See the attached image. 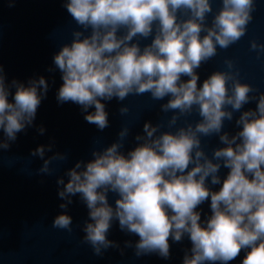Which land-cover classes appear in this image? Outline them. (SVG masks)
Listing matches in <instances>:
<instances>
[{"label": "clouds", "instance_id": "clouds-1", "mask_svg": "<svg viewBox=\"0 0 264 264\" xmlns=\"http://www.w3.org/2000/svg\"><path fill=\"white\" fill-rule=\"evenodd\" d=\"M220 4L214 14L213 0H67L65 4L84 31H73L71 44L54 55L63 80L58 102L78 104L86 113L94 106L85 120L99 130L109 126L101 101H123L130 94L150 93L157 101L169 97L161 105L162 112L173 113L169 128L194 109L201 117L174 132H161L160 124L146 122L145 135H136L139 143L127 155L120 151L129 134L125 126L117 142L93 152V160L77 162L66 173L67 183L58 179L63 185L58 195L67 201L60 208L66 209L70 197L79 194L89 209L84 242L97 255L114 246L107 233L118 220L121 230L139 237L137 256L157 253L167 259L169 240L180 242L187 235L192 246L183 264H230L241 251L246 253L242 264H264V93L253 95L258 90L241 82L231 59L224 61L226 71H214L202 86L197 73L217 55L218 47L227 49L246 35L256 0H220ZM209 14H213L211 25ZM88 29L91 34L85 35ZM121 30L123 35H118ZM154 31L150 44L141 48L139 42L133 43ZM250 49L264 52V44L252 40ZM5 79L0 65V129L5 137L0 150H7L9 142L33 124L41 89L45 95L48 89L44 77L30 80L28 86L16 80L9 86ZM10 87L15 88L11 102ZM252 100L257 101L256 109L242 112L236 120L242 130L232 136L221 134L224 121H231L233 113ZM119 111L125 114L128 108ZM39 131L43 134L44 129ZM213 134L226 146L214 149L210 159L201 137ZM32 155L44 159L45 147ZM65 159L59 153L44 159L40 171L50 173L52 160ZM219 161L230 171L220 189L213 191L207 180L221 184ZM110 191L119 197L115 207L108 201ZM209 198L212 214L201 223L197 208ZM52 227L71 232L72 218L62 213Z\"/></svg>", "mask_w": 264, "mask_h": 264}]
</instances>
